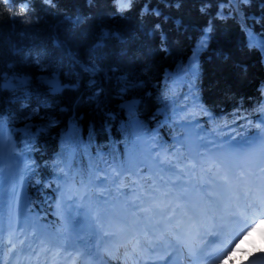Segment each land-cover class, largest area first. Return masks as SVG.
<instances>
[{
    "label": "trees",
    "instance_id": "16d2710c",
    "mask_svg": "<svg viewBox=\"0 0 264 264\" xmlns=\"http://www.w3.org/2000/svg\"><path fill=\"white\" fill-rule=\"evenodd\" d=\"M118 1L0 0V123L44 223L66 183L116 194L136 166L149 185L144 142L178 179L187 137L263 128L264 0Z\"/></svg>",
    "mask_w": 264,
    "mask_h": 264
},
{
    "label": "bare ground",
    "instance_id": "6f19581e",
    "mask_svg": "<svg viewBox=\"0 0 264 264\" xmlns=\"http://www.w3.org/2000/svg\"><path fill=\"white\" fill-rule=\"evenodd\" d=\"M221 156L230 164V167L225 161L223 162L218 170V178L211 183L210 195L206 189H202L196 193L190 190L185 194L176 192L171 197L158 198L162 211L149 218L152 227L148 228L143 235L134 225H125L115 216L108 214L104 216V219L111 225L110 230L103 229L98 220L89 219L88 224L76 220L71 225L75 224V229L67 235L66 249L70 253L79 255L80 264H111L108 256L111 255L117 240L138 234L144 241L142 247L144 255L139 256L133 264H160L165 261L169 253L180 254L185 264H220L227 253L220 254L215 262H204L208 254L205 245L216 238L223 241V246L226 245L233 233L231 230L228 232L226 228L236 229L247 225L254 215L253 210L260 212L255 224L264 219L262 211L264 199L253 200L256 196L264 198V181L253 180L256 169L264 173L263 168H260L263 157L259 144L245 145L240 152H235L231 143ZM238 167L243 170L242 176L245 180L234 173ZM242 181H246L248 185L242 187L240 184ZM20 194L23 195L22 184L18 186L11 200H7L0 190V223L6 236H9L18 221ZM240 212L246 213V216L243 217ZM209 216L213 219V223L217 221L215 229L206 228L209 226ZM253 233L259 235L262 230L257 228L251 232V235ZM245 237L239 243L248 239ZM234 244L235 242L229 246V250L235 247ZM92 247H95L94 252ZM28 252L30 255L34 254L31 249H28ZM262 254L264 251L251 252V255L239 258L235 253L234 259L239 263ZM124 263L128 264L126 260ZM229 264H232V261H229Z\"/></svg>",
    "mask_w": 264,
    "mask_h": 264
},
{
    "label": "rangeland",
    "instance_id": "374dc122",
    "mask_svg": "<svg viewBox=\"0 0 264 264\" xmlns=\"http://www.w3.org/2000/svg\"><path fill=\"white\" fill-rule=\"evenodd\" d=\"M228 143V141L224 142L225 145ZM188 147V155L191 160H193V157L197 154V150H199L198 141L194 136H191V138L189 139ZM209 155L210 152L202 154L201 156H199V161L202 162L204 159L208 158ZM212 156L214 158L212 157L211 163H216V161H218L217 156L214 154H212ZM22 162L23 158L12 152L10 143L7 140L6 128L4 125L0 124V190L3 192V196L7 200H11L14 192L17 191L20 184H22L23 186ZM188 170L189 171H187L186 175L184 176V178L187 179V184H176L175 186H171L168 182L166 183V185L162 184V190L157 186V193L152 198L154 203L157 195H164L165 197H168L175 192H181L184 194L187 193L189 191L188 189L193 185L195 191H197L198 176L200 174L198 173L197 167ZM239 173L241 172L239 171ZM162 175L164 176V173ZM169 185L171 187H169ZM210 185L211 181L208 185H205L204 183L202 184L204 188L208 189L211 192ZM136 190V188H128V191L130 193H135ZM137 196H140V193H138ZM19 197L21 198V200L18 203V221L12 232L9 234V241L12 243H16V245L14 246L13 252L7 259L8 264L11 262V260H15L14 264H21V262L25 263V256L30 255L28 254V249H31L34 254L30 255L31 258L29 257L30 259L27 263H30L33 257H35V259L38 258L41 261L43 260L44 255L48 260L57 262L62 261V253L58 252L56 248H52L50 244L55 241L58 242V246L60 247V249L63 247L66 248L68 241L67 235L71 234L70 231H72V229H75V224L71 226L72 223L77 220L88 224L89 219L98 220L102 224L103 229L106 228L110 230L111 225L105 222L104 216L108 214L116 217L117 215V211L112 208V204L109 201L108 197L96 199V197L92 195L90 189L79 191V187L75 185L71 193L68 194V197H62L58 202L55 203L53 214L60 222V225H58L55 228V231H53L45 227L41 223L37 214L27 212L26 197L24 191L23 195L20 194ZM154 203L151 204L152 207ZM144 204L142 203L141 207L140 201V208L138 207V209H144L141 210L142 212L145 211L149 214L155 212V214H158L161 211L159 207L154 206L155 209L153 212L150 207H147ZM128 210H130V207H128ZM136 213H131V216L134 219L137 217ZM27 218H29V220H27ZM253 225L254 224H252V226L251 224L248 225V227H250L249 230H245L239 233L237 236L236 244H238L244 236H246V238L248 237L246 241L239 243L240 250L236 252L237 257L239 258L247 257L251 252H259L261 251V249H264V228H260L262 230V233H259V235H256L254 233L252 235H247ZM131 242H133V244L130 246V250L132 251V254H135L136 252L133 249H135L136 240H130L129 243L131 244ZM36 251L38 252L36 253ZM111 254L112 255L109 256V262H111V264H123V262H121L120 260L121 257H119L116 251H112ZM77 261L78 258L76 257L73 259V263L71 264H77Z\"/></svg>",
    "mask_w": 264,
    "mask_h": 264
},
{
    "label": "snow or ice",
    "instance_id": "6c2138e0",
    "mask_svg": "<svg viewBox=\"0 0 264 264\" xmlns=\"http://www.w3.org/2000/svg\"><path fill=\"white\" fill-rule=\"evenodd\" d=\"M49 3H51V0H48ZM130 4V0H129ZM128 4H125L121 10H124V7H127ZM27 11V4H24L21 6L20 11L16 13L17 15H24ZM257 228H264V219L260 220L257 224H255L250 231L247 233V235H251L252 231H255ZM246 238V237H245ZM236 237L233 236L231 239L227 240V244L222 247L221 250H219V254L223 255L224 252L227 253V255H224L223 259L220 261V264H229V261H232V264H237V261L234 259L235 253L239 251V244H236L235 247H232L229 250V246L232 245L235 241ZM261 251H264V249H261ZM251 255V253H249ZM218 258V257H214Z\"/></svg>",
    "mask_w": 264,
    "mask_h": 264
},
{
    "label": "water",
    "instance_id": "95a60500",
    "mask_svg": "<svg viewBox=\"0 0 264 264\" xmlns=\"http://www.w3.org/2000/svg\"><path fill=\"white\" fill-rule=\"evenodd\" d=\"M44 82L49 84L51 87H53V91H56L59 88V84L56 82H52L51 80H47ZM134 104H136V101H125L121 103V106L130 107Z\"/></svg>",
    "mask_w": 264,
    "mask_h": 264
}]
</instances>
